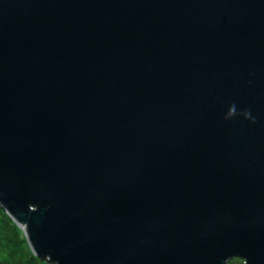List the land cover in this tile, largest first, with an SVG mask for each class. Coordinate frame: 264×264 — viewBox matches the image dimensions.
Returning a JSON list of instances; mask_svg holds the SVG:
<instances>
[{
    "label": "water",
    "instance_id": "95a60500",
    "mask_svg": "<svg viewBox=\"0 0 264 264\" xmlns=\"http://www.w3.org/2000/svg\"><path fill=\"white\" fill-rule=\"evenodd\" d=\"M0 205L57 264H264V0H0Z\"/></svg>",
    "mask_w": 264,
    "mask_h": 264
},
{
    "label": "rangeland",
    "instance_id": "374dc122",
    "mask_svg": "<svg viewBox=\"0 0 264 264\" xmlns=\"http://www.w3.org/2000/svg\"><path fill=\"white\" fill-rule=\"evenodd\" d=\"M0 264H44L30 248L23 229L1 205ZM227 264H244V262L243 258L236 256L230 258Z\"/></svg>",
    "mask_w": 264,
    "mask_h": 264
},
{
    "label": "clouds",
    "instance_id": "9594fccd",
    "mask_svg": "<svg viewBox=\"0 0 264 264\" xmlns=\"http://www.w3.org/2000/svg\"><path fill=\"white\" fill-rule=\"evenodd\" d=\"M236 114V107L235 105H232L229 110H228V113L226 114L225 118H229V117H232ZM244 115L247 117V112L244 113Z\"/></svg>",
    "mask_w": 264,
    "mask_h": 264
},
{
    "label": "trees",
    "instance_id": "16d2710c",
    "mask_svg": "<svg viewBox=\"0 0 264 264\" xmlns=\"http://www.w3.org/2000/svg\"><path fill=\"white\" fill-rule=\"evenodd\" d=\"M39 258L43 261L44 264H57L55 260H49L46 257H40V256Z\"/></svg>",
    "mask_w": 264,
    "mask_h": 264
}]
</instances>
